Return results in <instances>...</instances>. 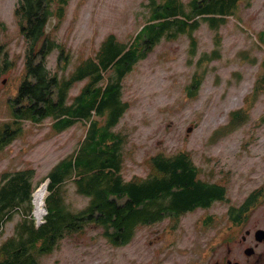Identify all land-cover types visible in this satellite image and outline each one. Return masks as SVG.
I'll return each instance as SVG.
<instances>
[{
  "label": "rangeland",
  "instance_id": "1",
  "mask_svg": "<svg viewBox=\"0 0 264 264\" xmlns=\"http://www.w3.org/2000/svg\"><path fill=\"white\" fill-rule=\"evenodd\" d=\"M169 1L69 0L60 15L55 0L46 30L57 46L47 67L63 82L86 59L96 57L110 35L119 44L143 51L150 32L147 24L168 19L155 15L158 11L167 15L170 7L163 6ZM18 2L0 0V187L7 173L33 169V200L37 188L47 187L44 178L49 171L80 151L91 121L106 124L94 112L57 131L53 116L34 122L20 109L25 104L20 90L26 78L28 41L16 14ZM178 2L183 10L177 21L185 19L187 31L176 34L172 22L121 80L126 108L111 129L122 136V176L124 181L142 179L151 170L153 156L185 151L198 178L222 191L226 188V197L216 195L209 207H198L178 219L165 215L139 225L134 237L119 245L103 235L101 226L87 224L84 230L67 234L52 252L39 255L41 264H196L198 254L207 253L225 233V198L237 203L264 184V0H238L223 11L225 21L220 25L213 27L201 19L195 29L191 0ZM115 67L108 70V77ZM90 81V77L74 81L68 102H74ZM59 187L70 210L88 205L90 198L77 191L73 179ZM48 194L49 190L43 196L45 209ZM25 207L12 209L0 243L24 218L42 224Z\"/></svg>",
  "mask_w": 264,
  "mask_h": 264
},
{
  "label": "trees",
  "instance_id": "2",
  "mask_svg": "<svg viewBox=\"0 0 264 264\" xmlns=\"http://www.w3.org/2000/svg\"><path fill=\"white\" fill-rule=\"evenodd\" d=\"M54 1L19 0L16 8L21 30L28 41L26 78L20 90V100L25 104L20 109L24 108L28 119L34 122L53 116V126L57 131L66 129L77 120L90 118L94 112L105 119L106 125L92 120L80 151L76 150L61 159L49 171L44 179L50 178V182L48 180L47 187L39 189L43 192L49 190L45 222L36 225L29 218L19 222L15 233L0 243V264H41L39 255L52 252L67 234L80 232L90 223L101 226L103 235L110 242L124 244L134 237L139 225L159 221L174 212L198 206L209 207L218 198L216 195L225 196V189L222 191L214 183L198 178L197 167L185 151L172 156L162 153L153 156L149 161L154 173L151 180L124 181L122 176V136L111 129L126 108L121 100V80L132 65L148 52V48L158 42L172 22L177 25L176 34L187 31L186 20L181 18L182 23L177 21L180 18L178 12L183 10L178 0H170L163 6L165 9L170 7L167 15L162 11L156 12L155 19L168 18L158 21L160 26L158 22L147 24L150 32L143 41V51L139 52L131 44H119L110 35L96 57L86 59L63 82L60 75L46 65L49 54L57 46L46 32L49 18L54 13ZM68 2L58 0V14H63ZM190 4V14L194 18L191 24L195 29L201 19L209 21L213 27L220 25L225 21L223 11L237 5L238 0H191ZM63 54L62 49L60 59ZM89 63L91 67L87 66ZM115 64L117 67L108 77V70ZM106 76L104 84L102 81ZM86 77H90L91 81L75 96V101L69 103L71 84ZM71 111L75 114L72 115ZM15 172L13 175L7 173L5 183L0 187V226L12 218L10 212L15 206L26 205L27 212L32 210L33 169ZM72 179L77 191L90 198L82 210H70L59 187Z\"/></svg>",
  "mask_w": 264,
  "mask_h": 264
},
{
  "label": "flooded vegetation",
  "instance_id": "3",
  "mask_svg": "<svg viewBox=\"0 0 264 264\" xmlns=\"http://www.w3.org/2000/svg\"><path fill=\"white\" fill-rule=\"evenodd\" d=\"M153 174L149 171L141 181L151 180ZM227 200L225 224L222 225L225 233L207 253L198 254L196 264H264V184L239 198L237 203H233L232 198H225ZM196 208L174 212L168 217L178 219Z\"/></svg>",
  "mask_w": 264,
  "mask_h": 264
},
{
  "label": "built area",
  "instance_id": "4",
  "mask_svg": "<svg viewBox=\"0 0 264 264\" xmlns=\"http://www.w3.org/2000/svg\"><path fill=\"white\" fill-rule=\"evenodd\" d=\"M41 208H42V211L38 212L37 211V209H38V203L36 202V200H34V211H33V215L36 218V220L39 221V223L44 221L43 218H44V214L46 213L43 204L41 205Z\"/></svg>",
  "mask_w": 264,
  "mask_h": 264
},
{
  "label": "bare ground",
  "instance_id": "5",
  "mask_svg": "<svg viewBox=\"0 0 264 264\" xmlns=\"http://www.w3.org/2000/svg\"><path fill=\"white\" fill-rule=\"evenodd\" d=\"M39 189L40 188H37L34 193L36 202L38 203V209H37L38 212L42 211L41 205L43 204V201L45 199L43 196L47 194V192L39 191Z\"/></svg>",
  "mask_w": 264,
  "mask_h": 264
},
{
  "label": "water",
  "instance_id": "6",
  "mask_svg": "<svg viewBox=\"0 0 264 264\" xmlns=\"http://www.w3.org/2000/svg\"><path fill=\"white\" fill-rule=\"evenodd\" d=\"M50 20V19H49ZM49 22V21H48ZM47 31V30H46ZM192 129V127H189V130H191Z\"/></svg>",
  "mask_w": 264,
  "mask_h": 264
}]
</instances>
